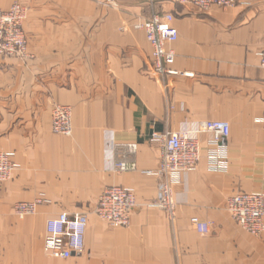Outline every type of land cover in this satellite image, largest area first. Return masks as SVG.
Returning a JSON list of instances; mask_svg holds the SVG:
<instances>
[{
    "label": "crops",
    "instance_id": "0c3cea01",
    "mask_svg": "<svg viewBox=\"0 0 264 264\" xmlns=\"http://www.w3.org/2000/svg\"><path fill=\"white\" fill-rule=\"evenodd\" d=\"M16 1L34 17L41 5L69 9L67 2L85 0H0V10ZM154 9L175 16L173 69L193 77L153 76L152 47L133 29L150 19L146 12L110 18L120 30L90 31V18H30L31 58L0 59V151L14 154L18 166L0 184V264H264V234L250 235L226 210L235 194H264V0L209 10L154 0ZM56 104L73 110L70 137L52 131ZM213 121L231 127L221 169L211 167L207 136L196 170L172 175V222L155 206L160 149L151 136ZM109 141L118 149L138 144L128 158L137 171L109 170ZM114 186L136 195L140 208L128 227L95 214L100 196ZM41 198L46 202L36 214L15 215L16 204ZM61 213L89 216L81 256L44 252L47 221ZM193 218L210 223L211 234L197 233Z\"/></svg>",
    "mask_w": 264,
    "mask_h": 264
},
{
    "label": "built area",
    "instance_id": "2783aa9c",
    "mask_svg": "<svg viewBox=\"0 0 264 264\" xmlns=\"http://www.w3.org/2000/svg\"><path fill=\"white\" fill-rule=\"evenodd\" d=\"M153 8L154 0H148ZM180 6H193L201 10L211 7H237L241 0H172ZM175 16L172 13L155 14L150 19L139 20L134 26L135 31H142L152 47V74L163 82L169 76L191 78L193 74L180 73L173 69L176 61V52L173 45L177 43L179 34L173 26ZM26 10L19 3L7 10H0V58L6 56L28 57V42L24 31ZM264 67V53L261 55ZM52 131L55 134L70 137L73 135V110L70 106L54 105L51 113ZM231 135L229 123L222 121L201 122L192 130L181 132H155L151 142L160 149V163L152 174L160 179L158 197L155 206L166 211L175 220V204L173 201L171 178L173 174L186 176L198 167L203 157V144L206 140L213 149L209 158L211 167L215 171L221 169L218 162L221 150H225ZM111 150L109 170L115 173H129L137 171V165L128 158L138 151V144H129L118 149L114 141L107 143ZM222 154V153H221ZM222 158V155H221ZM14 165L11 156L0 153V184L12 178ZM38 202L19 203L14 207L16 216L25 219L36 214ZM136 195L123 187H110L100 196L96 216L113 227H128L131 215L139 209ZM226 210L244 231L254 237L264 234V194L238 193L228 198ZM195 231L203 236L210 235V223L193 218ZM89 225V216L86 214L69 215L61 213L50 218L46 224L44 237V252L55 259H70L81 256L86 251V236Z\"/></svg>",
    "mask_w": 264,
    "mask_h": 264
},
{
    "label": "rangeland",
    "instance_id": "374dc122",
    "mask_svg": "<svg viewBox=\"0 0 264 264\" xmlns=\"http://www.w3.org/2000/svg\"><path fill=\"white\" fill-rule=\"evenodd\" d=\"M15 3L21 4V6L26 10V20L24 21L23 27L28 42V57L21 58V56H16V57L6 56V57H1L0 59H18V60L22 59L26 61L29 58H31V54L29 53V40L27 36V25H26L30 20V18H90V22L88 24L89 26L88 29L90 31L108 30V29L120 30L118 29V20L116 19L115 22H113L110 18H130V17L145 18L144 16H142L144 12L150 13V18H151L153 15H155L156 12L155 9L153 12V8L149 5V2L147 0L146 1L145 0H85L83 5L74 2H67L68 4L71 5L69 6V9L63 8L59 10L54 6L50 7L46 5H41L36 9V12H34V17H33L29 6L19 1H16ZM86 4H88V6H86ZM127 24H129L127 21H122L123 26L127 27L128 26ZM121 30L125 31L124 28ZM0 153L8 154L11 156V162L14 165V172H13L14 175L15 171L18 169V166L15 163V159H14L15 155L12 153L1 152V151ZM13 175L12 178L7 182H10L13 179ZM39 200L41 201L40 204L46 202L43 198L37 199L36 201L33 202H38ZM21 203H31V202H21Z\"/></svg>",
    "mask_w": 264,
    "mask_h": 264
}]
</instances>
